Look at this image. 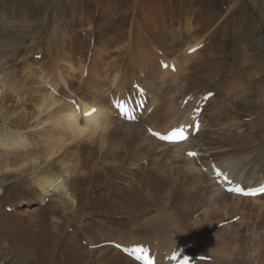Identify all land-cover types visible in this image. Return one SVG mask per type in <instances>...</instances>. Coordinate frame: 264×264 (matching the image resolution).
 I'll use <instances>...</instances> for the list:
<instances>
[{"label": "bare ground", "instance_id": "bare-ground-1", "mask_svg": "<svg viewBox=\"0 0 264 264\" xmlns=\"http://www.w3.org/2000/svg\"><path fill=\"white\" fill-rule=\"evenodd\" d=\"M254 3H260L254 6V10L259 11L264 24V0H255ZM142 18H146L142 24L145 26V29L148 30L150 36L156 38L157 42L153 41V39H148L147 36H145V32H143L145 35H142L140 32L134 33L127 31L128 44L127 48L124 49L126 50V63L120 62L116 65L122 53L115 62V56L109 52V45L115 44L111 37L115 35V30L119 29V24H117L115 29L110 23H102V25L108 27V31L101 33V39L98 41V43H100L99 47L94 52L97 53L98 56L97 59L93 61L92 67L88 68L86 62L87 58L93 56V52L90 51L89 48H91L90 46L97 38L88 35L89 40L82 38L72 41V51L77 50V56H70L68 54L65 58L59 59L61 63L50 68L43 67L39 61H36L35 64L28 63V65L24 67L25 69L12 78L10 84L5 83L3 80L0 81V113H5L4 119H6V125L15 128V131L10 132L13 133V135H8L9 132L5 136L0 134V171H4L2 174H7V172H13L14 175L18 173L26 174V178L27 175L30 174L31 179L26 181L23 185L26 186L27 189L34 191L40 201V204L34 205L38 208L29 210L34 203L33 198L30 196V192L27 196L23 195L15 199L13 198L15 192L14 183L11 186L6 185V183L0 186V245L9 240L13 248L10 252L12 254L22 252V249H29L30 253L40 255L39 260L34 259V261L32 260L29 264H140L116 247L101 248L102 250L99 248L100 250L98 251L94 250L90 252L87 250V246L84 247L83 244L78 242L80 241L81 235L78 236L76 233L68 235L65 240L61 238V235L65 232V227L68 226V224L72 226V223L69 222V216L67 217L64 211L71 210L72 212L78 213L83 204V207L91 208L93 211L92 215H94L92 218L95 222L102 221L106 218L100 225L117 224L122 221L121 216L125 217L123 220L127 219L125 221L129 223L128 219L131 218V215H137L136 217L144 216L146 212H143V209H148L145 205L157 200L153 198L152 200L145 201L150 195V192H148L149 188L151 190L153 186L156 189H164L166 187L165 178L170 177L175 180V185L172 188L169 187L171 189L167 192V196L164 197V202L161 207L155 208L156 216L158 214L159 219L161 218V220L164 221V223L160 224L162 231L166 229L168 223L174 224L176 221L173 215H163V211H168V206H172L174 210H179V205H181L180 207L186 208L187 211L196 213L197 211L193 207L198 200L202 206L204 204V206L208 208L211 207L208 211L212 210V214L221 210V212L214 215L215 220L224 219L229 215L228 218L225 219V221L228 220L230 222V224H225L227 231L231 232L236 226H240L239 229L241 231H250L256 245L260 244L257 234L261 237L259 239L264 242V235L262 237L264 233V194L254 198L229 194L220 188L212 178V165L216 164L227 169L233 178L242 181L248 187L257 186L264 180V141L262 139L258 142L260 147L253 149L252 151L254 152L247 156L252 157V154H254V161H250V159L247 158H245V160H240V155L236 153L240 151L241 146H244V144L240 142V140L244 138H238L236 134L230 133L226 135L228 143L230 140H233L236 144H228L225 141L223 143L217 141L212 144L210 142L205 143L204 141L205 136L208 139L209 135L212 134H217L225 140V134L221 133L222 129L217 127L218 112H216V108L218 107L216 106V100L221 98L219 86L216 91L212 90L215 92V97H213L214 100L211 98L207 102V107H210V112L207 113L206 116L204 108L201 114L202 125L199 133L182 143L167 144L158 140L141 124V116L139 121L129 122L121 119L116 112L114 113V121L111 122L110 115L106 113L114 111L110 101L111 97L134 91L133 84L136 82L146 88L148 94L152 95L149 101L150 105H154L155 100L159 99L162 94L168 101L169 98L175 96L177 92H179L178 94L182 93L184 95L182 98L177 95V99L181 101L179 108L177 107V110H168V112L172 114V117L167 120L166 123L162 124L165 120V114L158 112L152 115L151 108L144 112L147 118L151 120V124L155 127L152 129H164L165 131L163 132H166L172 127L190 120V115L193 108L196 107L197 101L202 95L209 92L204 90L196 95L194 92L198 90V87L213 86L218 81L219 75L216 74L213 69H209L206 66V60H210L204 54V43L206 38L204 35L202 37V35L196 32V27L192 25L193 16L189 18L185 17L179 25H177V21L175 22V20L168 15H160L151 19H149L148 16ZM160 20L161 26H159ZM90 23L91 22L87 23L88 30L91 29L89 27ZM173 23L175 27L172 32L170 30V24ZM105 44H108V46L103 48ZM198 45L203 46L193 53L189 52L191 48ZM157 46L163 47L166 53H164L163 48L159 49ZM88 51L90 52L88 53ZM69 52L71 51L69 50ZM155 55L158 57L155 58ZM17 57L23 58V55L19 54ZM162 61L168 63L167 68L162 67ZM256 61L257 60L252 59L250 64L253 69L259 70L260 68L256 66L258 65ZM114 62L115 65L110 70ZM171 62L176 69L175 72L170 69ZM245 68L246 70L248 69V67ZM196 73H202V78L199 79L195 77ZM261 77L264 82V76ZM109 78L111 79L110 83L112 85L115 84V86H117L116 89H118L120 93L115 91L113 95L110 94V89L107 87L110 81ZM196 78L198 80L195 88L188 91L192 83L191 81L196 80ZM107 79H109L108 82ZM86 80L89 81L87 82ZM60 84H62L60 86L61 88L70 86L74 90L76 96L74 99L77 100H75L74 104L69 100H64L63 96L60 94V90H58ZM11 88L14 90L12 94H9L8 92ZM251 91L254 92L255 90ZM187 95H191V98L188 100L187 104L183 106V100ZM239 96L240 98H246L243 104L248 110L251 109V106L264 103V92L252 95L251 98L248 95ZM15 97L17 101L20 100L28 104L35 103V108H32L30 112L23 110L19 113H10L8 108L12 107ZM76 105L79 106V111L76 110ZM91 110L95 111H93L91 116H86L85 113ZM233 116L235 117V115ZM55 118L62 119L56 123ZM13 121H15V123H13ZM50 122L55 123L51 124V126L49 125L51 129L60 127L62 133H56L57 130H54L47 139L48 143H45L42 147H32L38 145V142L31 141V138H29L31 135L22 129L25 128L22 126L23 123H26L27 127H38V125L41 124H47L48 126ZM168 123L170 124L168 125ZM234 131L235 130H232L230 132L233 133ZM89 133H93L95 137L90 138L88 141L80 140V138ZM120 135H123V137ZM119 136L121 138H119ZM248 136L252 137L259 135L253 130L249 132ZM70 137L75 138L74 140L76 142L74 149L68 152V154H71L70 156L73 160L65 156H63V159L57 158V154L67 148L65 142ZM211 144L214 146L209 147ZM106 145L111 148L107 150L109 152L104 155L101 153V157L105 158V164L100 167V163L98 164L99 160L98 162L96 159V161H94V158L97 152H99V149L101 151L104 150L103 148ZM10 147H14L15 149L26 148L14 153L15 155L12 157H9V154L5 152H8L7 149ZM203 147H205V149H203ZM229 147H231L230 150ZM214 148H218V152L212 151ZM136 149H139V152H141L139 155L142 157H131L132 153H130V151L134 150L135 152ZM190 150L197 151L199 153V158L189 157L186 153ZM206 151L211 152L202 155L203 152ZM150 154L157 157L151 161L154 165L153 167L156 166L155 162H158L159 158L168 159V167L166 169L163 168L164 170L159 173H155L153 168L146 169V164L138 163L140 160L147 158ZM131 159H135V161L136 159L140 160L138 162L133 161L132 164L130 163V166L127 164V160ZM54 160H56L55 164L57 166L53 164ZM199 161H201L203 166L199 165ZM208 161H210L209 165L206 164ZM226 161H229L228 164H224ZM211 162L214 163L211 164ZM253 162L258 163L260 166L257 168L258 175L254 179H251V176L246 175L245 171L250 165H253ZM66 163L68 165H66ZM148 164H150V162ZM59 167H62L63 170L61 171ZM203 167H208L209 170L205 172ZM54 168H57L56 171H54ZM111 169L112 171H109ZM2 174H0V177ZM6 178H8V176H4L1 181L3 182ZM135 180L139 183L136 189L133 188V185H136ZM141 182L144 183L143 187ZM194 182L202 184L203 188L197 186L199 185L198 183L197 185L193 184ZM183 183H191V186H189L190 189L187 195L183 194L185 197L180 198L182 200L181 203V201H177L179 200L177 194L180 185ZM94 185L96 187L99 186L100 189L102 188L104 192L97 193L96 190L98 188L95 190ZM139 192H145V194L140 198L138 195H134ZM57 193H59V196L63 195V198L66 199L64 200L66 203L62 200L61 204L65 203L68 209L62 205L58 210L54 208L57 206V204L54 203V197H56ZM107 199H113L116 203L115 207L107 208ZM24 202L26 203L25 208L17 214L14 213V211L7 210V208L10 207V203L20 205ZM108 202L110 201L108 200ZM118 204L130 206L132 210L128 211V208H125L124 211H119L120 206ZM27 205H31L30 208H27ZM134 206L137 207L133 209ZM105 207L107 209H105ZM48 211L54 214H60L58 216L54 214L50 215ZM149 212L151 211L149 210ZM237 212L239 216L233 221L232 219L235 218L234 214ZM96 213H100L103 216H99V214L96 215ZM118 214L120 217L115 218L114 215ZM231 214H233L232 216L234 218L231 217ZM207 215H210L209 212L206 213V216ZM77 216L79 215H76V217ZM74 220L75 218L73 221ZM92 223V221L87 222L84 229L90 228L96 224ZM140 224L139 222L138 225ZM77 225L80 226L81 224L79 223ZM184 226H186V224ZM192 228L193 229L190 230L195 234V227ZM111 232H116V230ZM121 232H123V230ZM166 233H159L160 237L158 238L159 240L157 239V244L155 245L152 244V242L158 235L141 237L139 240L142 241L132 238V240L137 241H129V243H124L123 239L125 238L122 240L115 239L114 241L125 246L149 244L157 252L160 259H162L164 252L170 253L173 248L183 245V240L181 241V238H184V241L189 240L193 243L192 247L189 249L190 254L212 257L210 262L198 261L197 264L220 263V257L216 252L215 243L212 242L210 247H208L205 236L201 235L199 237H194L188 235L190 240L185 238L186 235H184L185 233L183 231L178 235H171L170 232ZM87 234H89V231ZM255 234L256 236H253ZM91 236L88 235V238ZM122 237H124L123 233ZM106 241L109 242V239ZM93 242L98 245L102 241L93 239ZM194 242L198 244L200 251L206 252L194 253ZM213 245L215 249H212ZM256 256H252V261L254 264H260L255 259Z\"/></svg>", "mask_w": 264, "mask_h": 264}, {"label": "rangeland", "instance_id": "rangeland-1", "mask_svg": "<svg viewBox=\"0 0 264 264\" xmlns=\"http://www.w3.org/2000/svg\"><path fill=\"white\" fill-rule=\"evenodd\" d=\"M254 1L255 0H102V1L101 0H87V1L86 0H0V65H1L0 81L3 80L5 83L10 84L12 82V78H14L19 72L25 69L24 67L27 66L28 63L35 64L36 61H39L43 67L50 68L52 66L55 67L56 64L58 65L59 63H61L60 60L62 58H65L68 54L70 56L72 55L77 56L78 55L77 50L72 51L73 48L71 45L72 41L74 39H82V38L89 40V36L97 38L96 40L93 41L92 45L90 46L91 48H89V50L93 52V56L91 58H87V62H86L88 68L92 67L93 61H95V59H97L98 56V54L94 52L99 47L100 43H98V41H100L101 39V33L108 31V27L106 25H102V23H110L112 26L115 27V29L117 24H119V29L115 30L116 31L115 35L111 37V39L115 42V44L109 45V52L112 53L113 56H115L114 57L116 58L115 62L119 59V56L122 53L121 55L122 57L120 56L119 59L120 61L118 60L116 65L120 62L126 63L127 62V60L125 59L126 50L124 49L127 48V44H128L127 31H131L134 33L140 32L142 35H145L143 34V32H145L146 33L145 36H147L148 39H153V41L157 42L156 38H154L153 36L151 37L148 30L145 29V26L142 23L146 18H142V17L148 16L149 19H151L160 15H168L173 20H175V22L177 21L178 23L177 25H179L181 24V22L185 17L189 18L193 16L192 25L196 27L195 28L196 32L199 35H202V37L204 35V37L206 38L204 43V54L206 57L210 59L209 61L206 60V64H207L206 66L209 69H213L215 73L219 75L218 81L215 84L216 86L211 85L206 87L204 86L203 88L198 87V90L194 92V94L198 95L197 93L200 94L204 90L216 91L219 86V89L221 90V94H220L221 98L219 100H216V106L218 107L216 108V112H218L217 127L221 128L222 129L221 133L225 134L224 136L225 140H223V137H219L217 134H212L209 135L208 139L205 136L204 141L205 143L210 142L212 144L217 141H220V143H223L224 141L228 143L226 140V135L230 133L236 134L238 138L239 137L244 138L243 140H240V142L244 144V146H241L240 151L237 152L236 154L240 155V160H245V158H247L250 159V161H254V154H252L253 155L252 157H247V156L254 152L252 151L253 149H257L260 147L258 145V142L261 139L264 141V105H263L264 103H261L260 105L251 106L250 107L251 109L248 110L247 108H245L243 104L246 98H240L239 96V95H248L251 98L252 95H256L258 93L264 92V82L261 79L262 78L261 76H264V26H263L264 24L259 11L254 10V6L260 3L255 4ZM88 22H91L89 26L91 29L89 30L87 28ZM159 22H160L159 26H161V20ZM173 24H170V30L172 32L175 27V24L174 26ZM105 46H108V44L107 45L105 44L103 48ZM152 46H156V45H152ZM158 48L160 49L163 47L160 46ZM69 50L71 52H69ZM90 51H88V53ZM165 51L166 50L164 49V53H166ZM18 53L22 54L23 58L17 57L19 55ZM157 57L158 56L155 55V58ZM252 59L257 60L256 62L258 65L256 66H259L258 68H260L261 70L253 69V67L250 64ZM115 62L113 63L110 70L114 67ZM245 67H248V69L246 70ZM259 71H261L262 73ZM195 77H198L199 79L202 78V73H196ZM109 79H107V82L109 81ZM197 80L198 79L196 78V80L191 81L192 83L188 91L195 88ZM110 82L111 79L108 82L107 87L110 89V94L113 95V93L115 91H118V89H116L117 86H115V84L112 85ZM61 85L62 84L58 86L59 88L58 90H60L61 92L60 94L63 96L64 100H69L72 104H74L76 100L74 99L76 98L74 90L70 86H65L61 88L60 87ZM112 86H114L115 88ZM13 90L14 89L12 88L9 89L8 93L12 94ZM251 90H255V91L253 92ZM117 93L120 92L118 91ZM178 93L179 92H177L175 96L170 97L168 101L162 94V96H160L159 99L155 100L154 105L153 104L150 105L149 102L146 111L149 108H151L152 115L158 112L165 114L166 115L165 120L164 122L162 121L163 122L162 124L166 123V121L172 117V114H170L168 110L169 109L177 110L181 104L180 99H177V95H179L180 98H182L184 95L182 93L181 94ZM148 95L150 101L152 95L150 94ZM213 97H215V94ZM213 97L211 98L214 100ZM25 103L26 102H22L20 100L17 101V98L15 97V101L13 100L12 107H9L8 111L10 113H19L23 110L30 112L32 108H35L36 105L35 103H29V104L28 103L25 104ZM75 108L77 111H79V106L76 105ZM209 112H210V107L208 108L206 104L204 113L207 116V113ZM106 113L110 115L111 122L114 121V113H116V111L114 110L111 111V113L110 112H106ZM144 114L145 113L141 115V122H142L141 124L144 126V128L147 131L149 128L150 129L155 128L153 124H151V120L147 118L146 114L145 115ZM85 115L91 116V115H87V113H85ZM233 115H235V117ZM4 117H5V113H0V134H3L5 136L9 132L8 135L11 134L13 135V133L10 132L15 131V128L6 125L5 122L6 119H4ZM61 119L62 118H55L56 123L59 122ZM54 122L52 123L50 122L48 126L47 124L45 125L41 124L42 128L41 125H38V127L37 126L27 127V124L23 123L22 126L25 128L22 129L25 130L26 133L31 135L29 137L31 138V141L38 142V145L32 147H36V146L42 147L45 143H48L47 139L54 130H57L56 133H62L61 132L62 129L60 127L54 129L50 128L51 124H55ZM13 123H15V121H13ZM169 124L170 123H168V125ZM152 130L159 132L165 131L164 129L159 130V128ZM229 130L230 131L235 130V131L232 133ZM253 130H255L256 134L259 136H252V137L248 136L249 132H252ZM120 136L123 137V135ZM120 136L119 138H121ZM93 137H95L94 134L89 133L83 136L82 138H80V140L88 141L90 140V138ZM74 139L75 138L73 137L67 139V141L65 142V144H67V148L64 149L62 152L58 153L57 158L63 159L64 158L63 156H65L73 160V158L70 156L71 154H68V152L70 150H73L74 146L76 145ZM212 144L209 147H213L214 145ZM228 144H236V143L233 140H230ZM25 148L26 147L15 149L14 147H10L9 149L6 148L8 152L5 153L9 154V157H12L13 155H15L14 153L19 152ZM110 148H111L110 146L106 145L103 148L104 150L101 151L99 149L100 153L97 152L94 161L97 160L98 162L99 160L98 164L100 163L99 164L100 167H102L103 164H105L104 163L105 158L101 157V153H103L102 155H104L105 153L109 152L107 150H109ZM203 149H205V147H203ZM230 149L231 147H229V150ZM218 150H219L218 148L212 149V151L215 152H218ZM208 152L211 151H206L203 152V154L202 153L201 154L206 155L208 154ZM130 153H132L131 157L133 156L142 157L139 155L141 153L139 152V149H136L135 152L134 150H132L130 151ZM154 158L157 157L152 156V154H150L149 156H147V158H144L143 160L140 159L138 160L136 159V161L135 159L127 160L128 161L127 164L131 166L133 161L138 162L140 160L138 162L139 164L141 163L144 165L146 164V169L153 168L155 173H159L168 167V163H167L168 159L166 158H159V161L155 162L156 166L153 167L154 165L151 163V161ZM55 161L56 160H54L53 162L54 165H56ZM149 162L150 164H148ZM209 162L210 161L206 162V164L209 165ZM228 162L229 161H226L224 164H228ZM212 163L214 162H211V164ZM252 164L253 165H250L246 169L245 174L248 176L250 175L251 179H254L258 175L257 168L260 165L255 162H253ZM66 165L68 164L66 163ZM56 169L57 168H54V171H56ZM59 169L61 171L63 170L62 167H59ZM109 171H112V169ZM2 172L4 171L1 170L0 174H2ZM12 173L13 172H7L8 175L2 174L3 177L8 176V178H6V180H4L3 182L1 181V179L3 178L1 175L0 186H2L3 183H6V185L9 186H11L14 183L15 192L13 194V198L15 199L20 198L23 195L27 196L28 193L30 192L31 193L30 196L31 198H33L34 203L32 206L27 205V208H30V206L32 208H30L29 210H35L36 208H38L37 206H34L36 204H40L38 196L34 191L27 189V187L23 185L26 181H29L31 179V175L30 174L27 175L26 178V174L18 173L14 175V173L13 174ZM115 178H111V179H115ZM135 183L136 185H133V188L136 189L139 183L137 180H135ZM197 183L194 182L193 184L197 185ZM143 184L144 183L141 182L142 187ZM174 185H175V180L170 177V178H165L166 187L164 189L162 190L156 189L153 186L151 190L149 188L148 192H150L149 195L150 197L148 196L145 201L152 200L153 198L157 200L149 203L148 205H145L147 206L148 209L146 208L143 209V212H146L144 216L136 217L137 215H131V218L128 219L129 223L125 221L127 219L123 220V218L125 217L121 216L122 221L117 224L114 223L108 225L107 224L100 225L102 224V222H104V219L106 218H104L102 221L95 222L92 218L94 216L92 215L93 211L91 210V208H86L85 206L84 208L83 204L81 205L82 206L80 208L81 210L78 211V213L72 212L71 210L64 211V214H66L67 217L69 216L68 217L69 222L72 223V226L68 224V226L65 227L64 230L65 232H63L61 238L65 240L68 235L75 233L78 236L81 235L80 241L78 242L83 244L84 247L87 246V250L92 252L94 250L98 251L101 248L103 249L107 247L115 248L114 246L112 247L108 245L106 246L101 245V247H98L99 244L103 242L104 243L107 242L106 241L107 239H109L110 242V241H114L115 239L122 240L123 238H125L123 239L124 243L125 242L129 243V241H137V240L142 241L139 239L144 236L158 235L156 236L157 238L155 239L157 240L160 237L159 233L162 234V232L164 233L170 232L171 235L174 234L178 235L183 231L185 233L184 235H186L185 236L186 239H190L188 235L194 237L196 236L199 237L201 235L205 236L208 242V247H210V244L214 242L216 246V252L220 257L219 264H254L252 261V256H256V255H259L255 257L258 263L260 264L264 263V252H263L264 242H262L261 239H259L261 237L258 234L257 236H258V240L260 241V244L256 245L254 241V237H252L250 231H245V230L241 231L239 229L240 226L238 227L236 226L235 229H232L231 232L227 231L225 224H230V222L228 220L225 221V219L228 218L229 215L224 219L215 220L214 215L221 212V210L215 212V214H212L211 213L212 210L208 211V209H210L211 207L208 208L207 206H204V204L202 206V204L198 200L193 207L197 211L196 213L187 211L186 208L180 207L181 205H179L178 208L179 210H174L172 206H168V211L167 212L163 211V215L165 216L173 215L176 218V221L174 224L168 223L166 225V229L162 231L160 228V224L164 223V221L161 220V218L159 219L158 214L156 216L155 208L161 207V205L164 202V197L167 196L166 195L167 192ZM189 186H191V183H186V184L183 183L180 185L177 194L179 200L177 201H181L182 203V200L180 198L185 197L184 195H187L190 189ZM197 186L203 188L202 184H199ZM96 188L98 189L96 190ZM94 189L97 191V193L104 192V190H102V188L100 189L99 186L98 187L95 186ZM143 194H145V192H139L138 194H134V195L135 196L138 195L140 198ZM54 200H55L54 203L57 204V206L54 207L55 209L57 210L60 209L61 205L66 209H68V207H66L67 205H65L66 201L64 200L66 199L63 198V195L59 196V193H57L56 197H54ZM62 200L65 203L61 204ZM108 200L110 202H108ZM115 204L116 203L114 202L113 199L106 200L107 208H111L113 206L115 207ZM25 205H26L25 202L21 203L20 205L15 203H10V207L7 208V210L14 211V213L17 214L18 212H20L22 209L25 208ZM118 205L120 206L119 211L122 210L124 211L125 208H128V211L132 210L130 206H126L123 204L122 205L118 204ZM106 207L105 209H107ZM135 207L137 206H134L133 209ZM149 210L151 212H149ZM207 212H209L210 215L206 216ZM49 213L50 215L54 214L51 212ZM59 214L55 213L54 215L58 216ZM97 214H99V216H103L100 213H96V215ZM76 215L79 216L76 217ZM232 215L233 214H231V217H233ZM234 215L235 217H238L239 213L237 212ZM114 217L119 218L120 215L119 214L114 215ZM74 218L75 220L73 221ZM164 219L168 220L167 218ZM85 221L87 222L92 221L93 222L92 224L94 223L96 224L90 228L84 229V227H86L87 225V222ZM138 221L141 223L140 225L142 226L138 225L139 224ZM78 222L83 227L81 225L80 226L77 225L79 224ZM185 224L186 226H184ZM99 226L102 227L100 228ZM191 226L195 227L194 229L195 234L191 232L190 229H193ZM113 230H116V232H111ZM122 230L123 232H121ZM88 231L89 234H87ZM122 233L124 237H122ZM88 235L89 236L92 235V236L88 238ZM263 235L264 233L262 234V237ZM114 236L117 237L115 238ZM253 236H256V234ZM132 238L137 240H132ZM93 239H97L102 242H100L97 245V243L93 242ZM181 241L182 244L190 243L189 240L184 241V238H181ZM9 242L10 241L8 240L3 242L2 245H0V264H29L31 263L32 260L34 261V259L39 260L40 255L39 254L34 255L30 253L29 249H22V252H19L17 254L10 253L13 250V248L11 247ZM212 249H215L214 245ZM197 252L205 253L206 251H200L198 244L194 242V253Z\"/></svg>", "mask_w": 264, "mask_h": 264}, {"label": "snow or ice", "instance_id": "snow-or-ice-1", "mask_svg": "<svg viewBox=\"0 0 264 264\" xmlns=\"http://www.w3.org/2000/svg\"><path fill=\"white\" fill-rule=\"evenodd\" d=\"M93 111H95V110H93ZM173 135H176V133H173ZM189 155H195V153H189Z\"/></svg>", "mask_w": 264, "mask_h": 264}]
</instances>
